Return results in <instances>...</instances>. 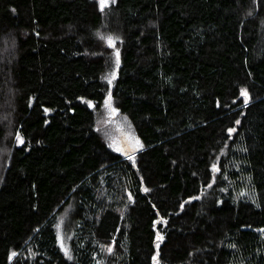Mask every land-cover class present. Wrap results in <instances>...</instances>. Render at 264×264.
<instances>
[{
    "label": "trees",
    "instance_id": "1",
    "mask_svg": "<svg viewBox=\"0 0 264 264\" xmlns=\"http://www.w3.org/2000/svg\"><path fill=\"white\" fill-rule=\"evenodd\" d=\"M262 229L264 0H0V264H264Z\"/></svg>",
    "mask_w": 264,
    "mask_h": 264
},
{
    "label": "snow or ice",
    "instance_id": "2",
    "mask_svg": "<svg viewBox=\"0 0 264 264\" xmlns=\"http://www.w3.org/2000/svg\"><path fill=\"white\" fill-rule=\"evenodd\" d=\"M99 2H100V10L103 11L105 7L109 6L111 0H99ZM108 42H109V45L110 46H114V42H113V38L112 37H108ZM116 56H117V64H119V52L116 53ZM114 78L115 77L113 75V79ZM109 83H111V80H109ZM240 95L244 97V103L247 104L249 102V100H250V96H249L248 91L246 89H241L240 90ZM110 100H111V96L109 95V101H106V103H109ZM113 111H115V110L113 109ZM236 123L239 124L240 121L237 120ZM228 131H229V133H232V132L235 131V129H228ZM20 143H23V140L22 139H20ZM135 143L137 145H139L140 142L138 140H136ZM140 146L142 147V145H140ZM116 150L117 151H124V154L125 155H128V152L126 150L122 149V148H119L118 147V148H116ZM134 150L135 149H133V151ZM129 159H134V158H133V156H129ZM213 170L219 171V169L216 168L215 165H213ZM145 191H148V189H145ZM181 207H183V206H181ZM260 231H264V229H262ZM158 239H162V237H158ZM61 247L62 248L64 247L63 243H61ZM157 248H159V245L158 244H157ZM109 251H111V249H109ZM13 256H15V253H13ZM70 258L71 257H69V259ZM154 259H155V257H154Z\"/></svg>",
    "mask_w": 264,
    "mask_h": 264
},
{
    "label": "rangeland",
    "instance_id": "3",
    "mask_svg": "<svg viewBox=\"0 0 264 264\" xmlns=\"http://www.w3.org/2000/svg\"><path fill=\"white\" fill-rule=\"evenodd\" d=\"M99 1V0H98ZM106 119H104V123L106 124ZM103 133V132H102ZM103 135V134H102ZM112 138H113V135H111L110 136V139H111V141H112V143H113V148H114V150L115 151H117L116 150V148H118L119 146V140H117L118 139V137H115L113 140H112ZM126 140L127 141H131L130 140V138H128V137H126L125 139H123V141H122V147H124V148H127L128 146H127V142H126ZM118 152V151H117ZM60 240H61V243H63V245H64V247L62 248V251H63V253H64V255L67 257V259H69V257H71L69 260H71L72 259V253H71V250H70V248H69V245H68V240H67V238H66V236L64 235V234H62L61 235V237H60Z\"/></svg>",
    "mask_w": 264,
    "mask_h": 264
},
{
    "label": "water",
    "instance_id": "4",
    "mask_svg": "<svg viewBox=\"0 0 264 264\" xmlns=\"http://www.w3.org/2000/svg\"><path fill=\"white\" fill-rule=\"evenodd\" d=\"M136 140H138L140 142L139 145H137L135 143ZM126 142H127L128 147L124 148V150H126L128 152V155H125L124 151H122V152L118 151L124 158H129V156H133L137 153H140L144 149L143 143H142L141 139H139V138H135L134 141H127L126 140ZM140 145H142V147ZM133 149H135V150L133 151ZM72 259H73V255H72Z\"/></svg>",
    "mask_w": 264,
    "mask_h": 264
},
{
    "label": "flooded vegetation",
    "instance_id": "5",
    "mask_svg": "<svg viewBox=\"0 0 264 264\" xmlns=\"http://www.w3.org/2000/svg\"><path fill=\"white\" fill-rule=\"evenodd\" d=\"M122 140L119 142V148H122V149H124V147H122ZM122 152V151H121Z\"/></svg>",
    "mask_w": 264,
    "mask_h": 264
}]
</instances>
